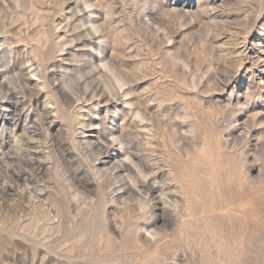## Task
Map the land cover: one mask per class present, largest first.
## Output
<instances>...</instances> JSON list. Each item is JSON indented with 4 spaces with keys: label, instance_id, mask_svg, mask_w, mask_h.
I'll list each match as a JSON object with an SVG mask.
<instances>
[{
    "label": "rangeland",
    "instance_id": "1",
    "mask_svg": "<svg viewBox=\"0 0 264 264\" xmlns=\"http://www.w3.org/2000/svg\"><path fill=\"white\" fill-rule=\"evenodd\" d=\"M0 264H264V0H0Z\"/></svg>",
    "mask_w": 264,
    "mask_h": 264
},
{
    "label": "bare ground",
    "instance_id": "2",
    "mask_svg": "<svg viewBox=\"0 0 264 264\" xmlns=\"http://www.w3.org/2000/svg\"><path fill=\"white\" fill-rule=\"evenodd\" d=\"M19 103V102H18ZM17 104V103H16Z\"/></svg>",
    "mask_w": 264,
    "mask_h": 264
}]
</instances>
